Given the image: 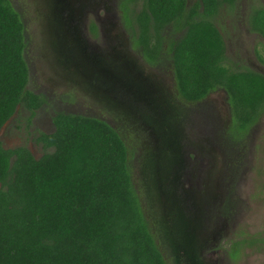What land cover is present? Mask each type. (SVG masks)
I'll use <instances>...</instances> for the list:
<instances>
[{
    "label": "trees",
    "instance_id": "1",
    "mask_svg": "<svg viewBox=\"0 0 264 264\" xmlns=\"http://www.w3.org/2000/svg\"><path fill=\"white\" fill-rule=\"evenodd\" d=\"M139 1L135 44L144 60L168 61L185 104L226 91L233 139L248 135L264 114V75L225 64L213 21L238 0H122L125 14ZM249 25L264 39V8L252 9ZM90 32L101 35L96 23ZM26 44L21 16L0 0V132L23 111L30 121L45 103L28 89ZM53 123L36 139L46 151L39 159L0 143V264H168L135 191L124 137L96 117L59 112Z\"/></svg>",
    "mask_w": 264,
    "mask_h": 264
},
{
    "label": "rangeland",
    "instance_id": "2",
    "mask_svg": "<svg viewBox=\"0 0 264 264\" xmlns=\"http://www.w3.org/2000/svg\"><path fill=\"white\" fill-rule=\"evenodd\" d=\"M9 1L21 16L25 26L27 47L24 56L30 73L28 89L43 96L45 103L30 121L28 120L30 114L24 111L13 117L0 132L2 146L5 149L25 147L39 159L46 151L36 139L41 133L49 134L55 130L53 118L57 113L96 117L106 121L124 137L129 147L135 191L151 221L152 232L159 241L158 245L162 252H165L161 246L166 245L168 240L158 225V217L163 216L157 206L150 208L144 165L149 164L146 165L149 171L159 168V182L169 167L167 161L173 162L177 155L168 151L166 139L169 141V138L162 139L156 145L155 140L158 138L151 136V130L147 125L137 119V111L139 109L143 111L142 108L151 102L149 96L145 94L155 96L156 90L160 88L158 99L163 103V110L159 109V114L162 112L164 116L161 120L166 117L168 122L167 127L163 125V131L169 135L168 127L175 126L174 137L179 136L176 144L181 146L183 173L187 174L180 176L175 183L163 184L162 187L170 188L176 196L182 194L177 196L175 202L182 208V213L187 212L186 218L193 217L192 196L196 194L200 196L203 230L200 229L196 234V237L199 236L198 240L212 233L217 235L221 232L223 233L221 236L227 235V238L221 239V244L215 248V258L220 259L218 263L264 264V243L254 244L256 240L264 238V114L258 124L250 129L248 135L235 140L231 132L232 119L228 120L232 114L223 93H211L206 102L198 104L177 101L172 92L174 83L168 61L161 66L148 64L135 44L138 36L135 17L142 9L141 1L130 5L126 15L121 6L122 0H92V5L100 8L99 11L91 8L81 11L79 0H67L66 4L61 0H54L56 4L50 9L52 24L39 10V6L41 7L39 0ZM44 1L47 4V0ZM197 1L188 0V3L192 5ZM106 8L110 10L108 15L105 12ZM254 8H264V0H238L235 7L224 8L213 21L225 42V64L232 71L251 70L264 75V40L253 33L249 25V16ZM75 12L80 14L75 15L73 22L64 21L65 32L61 29V33L53 16L61 21L67 19L69 15L73 19ZM99 20L108 23L106 27L112 26L113 36L117 37V41H113L110 34L104 30L100 32V37L95 38L91 35L90 25L100 23ZM59 34L62 36L63 46L58 44L62 41ZM79 37L84 43L79 48L76 41L72 50L71 42ZM112 49L121 50L124 53L122 54L126 55L123 57L136 63L131 62L134 69L156 84L144 86L147 89L146 93L144 87L137 88V97L130 101L136 114L117 115L116 111L109 109L110 100L106 101L101 96L98 87H91L88 90L82 83L74 84L80 81L77 72L80 71V62L96 70L95 62L92 63L91 59L99 54L107 59H113L109 55ZM128 70L129 68L124 66L123 71L126 73ZM80 73L83 76L81 71ZM107 93L116 99L114 86L109 85ZM208 104L211 108L204 111ZM154 113L155 107L145 111L147 116L158 119ZM190 157L194 159L191 160ZM195 172L197 177L192 179ZM149 185L154 188L153 178ZM156 185L161 188V184ZM159 199L158 206L162 202L165 203L166 199L161 193ZM209 203H214L212 206L215 209L211 206L210 210ZM154 209L158 211L157 216ZM212 221H217L213 222V229L208 227ZM176 230L178 232V226ZM238 242L243 243L242 251L239 258L233 260L228 250ZM168 255L171 264L176 260V255L170 251ZM168 255H165L167 260Z\"/></svg>",
    "mask_w": 264,
    "mask_h": 264
},
{
    "label": "flooded vegetation",
    "instance_id": "3",
    "mask_svg": "<svg viewBox=\"0 0 264 264\" xmlns=\"http://www.w3.org/2000/svg\"><path fill=\"white\" fill-rule=\"evenodd\" d=\"M79 2L81 3V11L84 9H92V10H97L99 11L100 8L92 5V0H79ZM58 3V1H57ZM39 4L41 5V7L39 6V10L41 11V13L43 15H46V18L49 19L50 21V9L51 7H53V5H55L56 3L54 2V0H47V4H45L44 0H39ZM42 6H44L45 8H43ZM63 10V8H62ZM72 11V9H71ZM106 14L108 15L110 10L109 9H105ZM59 13L61 14V10H59ZM80 14L79 12H75L74 13V18H71V15L68 16L67 19H63L58 20L56 19V17L53 16V19L57 21L58 23V28L61 33L62 30L63 32L65 29V22H73L75 20V15ZM57 15V10L55 13V16ZM95 15L97 16L96 12ZM53 20V21H54ZM100 23H98V27H99V31H105L108 32L110 34L111 39H113V41H117V37H114V29L112 28V26H107L108 23H104L105 21L99 20ZM51 23V21H50ZM52 24V23H51ZM61 26V28H60ZM50 28V26H49ZM62 29V30H61ZM254 33V32H253ZM257 34V33H255ZM79 35V34H78ZM258 36H260L262 39L263 37L259 34H257ZM59 38H61L62 40V36L59 34L58 35ZM181 37V34H175V40H178ZM75 40V39H74ZM264 40V39H263ZM78 41L79 44V48L81 47V44L84 43L82 40H80V37L78 39H76L75 41L71 42L72 44V50H74V46H75V42ZM59 45L63 46V40L60 41L58 43ZM126 44V42H125ZM167 48V47H166ZM119 52H121V50H118ZM123 53V52H121ZM124 54V53H123ZM114 59V60H113ZM113 59H105V60H101L98 61V64H100L101 68L106 69V70H110V68L112 69V76L106 73H99L97 70H94L93 67L91 66H86L85 63H79V70L82 72L83 76L81 75L80 71L78 72V76H79V82H75V85H80V83L83 84V87L88 89L91 87H98L99 88V92L101 93V96L104 97V99L106 101L109 102V109L116 111L117 115H119L118 113H121L123 115H128V114H136L134 112L133 109V105L130 104V101L132 98L137 97L136 95V90L138 87H144L146 85H155L156 84L148 77H145V75H143L142 73H140L137 69H134V66L131 64V62L127 59V57H116ZM119 62V63H118ZM134 63V62H132ZM136 64V63H134ZM124 66H127L129 68V70L127 71V73H122L120 70L124 68ZM71 69V68H69ZM88 69H91L92 71H88ZM73 72L75 71L74 69H72ZM93 72V74H92ZM129 72V73H128ZM169 72L172 74V80L174 83V90L173 92V96L176 97V100L179 101L180 103H182L178 97H177V93L175 90V81H174V77H173V73L171 71V69H169ZM111 76V78H110ZM83 79V80H81ZM142 83V85H141ZM85 84V85H84ZM112 85L115 87V94H116V99L115 97H112L110 94H108V86ZM161 89L159 88L158 90H156V93L154 94L155 96H153L152 94L148 93L145 94L147 96H149V100L151 102L148 103V106L142 108L143 111L141 109H139L137 111L138 115H137V119L142 120V122L144 123V125L151 130V136H156L158 139L157 141L155 140L156 145L159 144V142L162 139H166L167 141V147H168V151H172L174 154H176L177 156L175 157L174 161L171 162L170 160L167 161V164L169 165L168 169L165 170V173L163 174V177L160 179V181L158 182L159 179V168L154 170L149 171V164L145 163L144 165V171L146 174V181H145V186H146V191L148 194V201L151 204L150 208H154L157 206V208L160 209V212L162 214L163 217H158L159 219V223L158 225L160 226V231L163 232L165 238L168 240V243H166V245L161 246L163 248V250L165 252H163V256L165 258V260L168 262V264H170V257L168 255V251H170L172 254L176 255V260H173V262L171 264H220L218 263V260H220L219 258H215L216 255V250L215 248L218 247L221 242L220 240L223 238H227V235H222L223 233L218 232L217 235H215L214 233H212L211 235L205 236V237H200V240H198V237H196V234H198V232H200V229L203 230V226H202V218H201V212H202V208L200 206V196L199 195H193V217H185V213H187L185 211V213L181 212L182 208L179 207L176 204V199L177 196H180L182 194H176L174 192L170 191V188H166V187H162L163 184L165 185H171L170 182L175 183L178 178L180 176L187 175L185 173H183V168H184V161H183V153L180 151L181 150V146L176 144L177 140L179 138V136L176 138L174 137L175 132V126H169V130H168V134H164V129H163V125H165L167 127V118L165 117V119L161 120V117L164 116L162 114V112H160L159 114V109L163 110V103L160 101V99H158L159 93H160ZM113 92V90H112ZM111 92V93H112ZM127 94H126V93ZM147 92L146 87H144V93ZM214 92H221L224 94V96H226L227 101H228V96L226 91H224L223 89H217ZM222 94V95H223ZM107 98V99H106ZM141 98V97H140ZM143 98V97H142ZM153 101H152V100ZM207 99H205L204 101L200 102H206ZM108 104V103H107ZM198 104V103H197ZM150 107H155L156 109V113H154L155 116H158V119H152L149 115L147 116V114H145V111L148 110V108ZM162 107V108H161ZM228 107L231 111V107L229 105L228 102ZM211 107L209 106V104L207 105V107L204 109L205 110H209ZM131 111H129V110ZM161 115V116H160ZM176 116H179V114H176ZM182 116V115H181ZM232 119V115L229 116V119ZM164 121V123H159ZM172 124V123H170ZM232 124V122H231ZM192 127H194L193 125H191ZM157 127H159L160 129H158ZM174 129V130H173ZM153 136V137H154ZM157 147V146H156ZM195 148V147H194ZM148 154V153H147ZM191 160H193L194 158H191ZM148 165V166H146ZM174 173L176 174V177H174ZM177 174L179 175L177 177ZM149 177V178H148ZM195 177H197L196 172L194 173V175L192 176V179H194ZM148 178V179H147ZM151 178L154 179L155 185L154 188L152 189L151 186L149 185V182L151 181ZM153 181V180H152ZM156 184H161V188H159V185ZM198 182H197V187H198ZM172 190V189H171ZM182 191V189L180 190V192ZM160 193L162 194L163 198H165V203H161L160 206ZM183 203V202H182ZM210 205V210H211V206L214 205V203H209ZM212 208H214L212 206ZM215 209V208H214ZM213 213V212H212ZM154 214L157 216L158 215V211L156 209H154ZM219 214V213H218ZM195 215V216H194ZM213 222L217 221H212L210 226V228L213 229ZM157 224V222H155ZM177 226H178V232H177ZM200 234V233H199ZM218 236H220L219 238H217ZM225 236V237H224ZM204 238V239H203ZM242 244L243 243H234L231 246V249L228 250V253L230 255L231 252V257L233 260L238 259L240 256V253L242 251ZM254 244L258 245V240L255 241ZM168 255V260L167 257H165V255Z\"/></svg>",
    "mask_w": 264,
    "mask_h": 264
},
{
    "label": "water",
    "instance_id": "4",
    "mask_svg": "<svg viewBox=\"0 0 264 264\" xmlns=\"http://www.w3.org/2000/svg\"><path fill=\"white\" fill-rule=\"evenodd\" d=\"M62 2H64L66 4V1L67 0H61ZM103 31H101L102 33ZM110 56H112V58H116V57H120V56H126V55H123L121 52L115 50V49H112L111 52L109 53ZM107 59V57H103L102 54H99L98 56L96 57H93L91 59V62L94 63L95 62V67L97 68L96 70L99 72V73H106V74H109V75H113L110 71V70H106V69H103L101 68L100 64H98V61H101V60H105ZM94 65V64H93ZM127 67V66H126ZM124 69V68H123ZM123 69H121L120 71L123 73ZM125 73V72H124ZM127 73V72H126ZM129 73V72H128ZM93 74V72H92Z\"/></svg>",
    "mask_w": 264,
    "mask_h": 264
}]
</instances>
